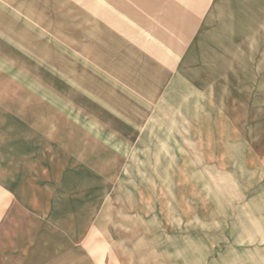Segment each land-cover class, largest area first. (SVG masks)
I'll return each instance as SVG.
<instances>
[{
    "label": "rangeland",
    "instance_id": "rangeland-1",
    "mask_svg": "<svg viewBox=\"0 0 264 264\" xmlns=\"http://www.w3.org/2000/svg\"><path fill=\"white\" fill-rule=\"evenodd\" d=\"M0 81L83 102V264H264V0H0Z\"/></svg>",
    "mask_w": 264,
    "mask_h": 264
},
{
    "label": "crops",
    "instance_id": "crops-1",
    "mask_svg": "<svg viewBox=\"0 0 264 264\" xmlns=\"http://www.w3.org/2000/svg\"><path fill=\"white\" fill-rule=\"evenodd\" d=\"M3 88L0 81V264H83L93 225L85 199L95 190L85 177L97 179L85 171L83 102L25 85L5 98ZM89 132L97 144L99 132Z\"/></svg>",
    "mask_w": 264,
    "mask_h": 264
}]
</instances>
